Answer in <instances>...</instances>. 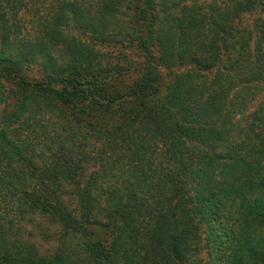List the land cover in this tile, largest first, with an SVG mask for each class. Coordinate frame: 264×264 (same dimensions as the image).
I'll use <instances>...</instances> for the list:
<instances>
[{
    "label": "trees",
    "instance_id": "obj_1",
    "mask_svg": "<svg viewBox=\"0 0 264 264\" xmlns=\"http://www.w3.org/2000/svg\"><path fill=\"white\" fill-rule=\"evenodd\" d=\"M184 1L0 0V184L59 229L0 221V264H207L226 205L222 263L264 264V0Z\"/></svg>",
    "mask_w": 264,
    "mask_h": 264
},
{
    "label": "rangeland",
    "instance_id": "obj_2",
    "mask_svg": "<svg viewBox=\"0 0 264 264\" xmlns=\"http://www.w3.org/2000/svg\"><path fill=\"white\" fill-rule=\"evenodd\" d=\"M92 1L93 0H86V2ZM163 1L164 0H158L157 2V8L159 10H161V7L163 6ZM198 1L199 5L202 6L209 0ZM184 2L189 3L190 0H185ZM46 5L47 3H44L45 7ZM40 9H43V7H40ZM39 12L41 13V11L35 6H27V8H22V10L19 12L25 33H32L34 35L37 34L40 27L35 21L37 20ZM113 52L115 53V51ZM130 55L135 58L136 62L143 59L142 56H139L136 53H130ZM39 62L40 61L37 60L26 66L25 73L29 78L39 79L41 77L42 72L40 70ZM133 67H135L134 64ZM167 69H161L163 75L168 74L169 69ZM9 88L10 86L6 82L0 83V116L5 110L9 108V106L6 104V102L9 100V96H12ZM262 98H264V83L251 107H254L256 103ZM0 185L2 187L0 188V221L4 224V227L7 228V238H9L10 241L18 238L24 242L34 244L40 253H49L54 248H56L58 245V226L47 217L39 215L36 210L32 211L25 205H21L20 194L17 190L12 189L11 187H5L6 185L4 183H1ZM67 201L72 203V197L67 198ZM238 210L240 209H237L236 205H226L221 211L219 218L216 220L214 219L212 224L210 223V225L203 227L202 249L199 255L203 262L207 264H223V252L222 250L219 251L216 249V245L220 239L214 240L213 235H210L211 228H214V234H216V237L219 236L217 235V232L221 233L222 235V226L232 225L231 219L233 218L236 220L240 212ZM211 225H213V227H211ZM207 236L209 239H207Z\"/></svg>",
    "mask_w": 264,
    "mask_h": 264
}]
</instances>
